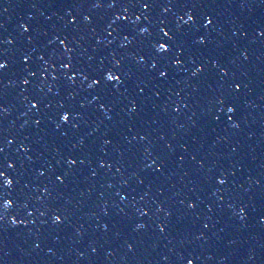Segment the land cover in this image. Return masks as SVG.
Segmentation results:
<instances>
[{"label":"water","instance_id":"1","mask_svg":"<svg viewBox=\"0 0 264 264\" xmlns=\"http://www.w3.org/2000/svg\"><path fill=\"white\" fill-rule=\"evenodd\" d=\"M93 2L0 0V59L9 64L0 72V107L8 109L0 114V163L15 165L4 166L14 181L7 196L14 206L0 223V264H185L181 256L197 257L194 264H264V0H181L203 5L195 16L200 31L193 33L207 36L208 44L189 39L187 69H173L168 81L139 70L138 47L121 48L122 32L155 30L160 21L183 25L185 10L96 9ZM68 11L79 15V31L66 26ZM204 14L216 21L210 33L200 27ZM117 15L129 19L109 28ZM84 16L93 23H84ZM21 24H30V32ZM70 33L81 38L72 53L75 63L98 67L103 59L110 67L115 53L132 73L123 95L107 101L112 120L82 78L74 86L66 79L63 46L52 41ZM193 57L206 65L198 77L191 75ZM208 61H219L229 76L221 77ZM234 83L243 90L234 94ZM34 97L44 100L39 111L30 107ZM218 97L234 103L237 112L220 111ZM134 99L137 112L129 114ZM61 104L83 119L57 129ZM37 119L43 123L37 125ZM69 157L82 163L70 169ZM101 162L112 167L101 168ZM162 164L164 171L157 172ZM62 173H70L64 184L57 179ZM221 176L227 180L223 186ZM192 202L195 209L188 207ZM50 208L64 211L63 224L53 223ZM141 223L147 227L137 231Z\"/></svg>","mask_w":264,"mask_h":264},{"label":"snow or ice","instance_id":"2","mask_svg":"<svg viewBox=\"0 0 264 264\" xmlns=\"http://www.w3.org/2000/svg\"><path fill=\"white\" fill-rule=\"evenodd\" d=\"M78 5H72V7H77ZM107 6L109 9H116L117 7L123 8L124 11H128L132 8H140L142 12H149L152 9L156 8H163L165 12H168L173 7H179L185 10V14L187 15V19L185 20L183 16L180 17L181 20H183V25H177L176 27H168L167 23L165 21H160L159 25H153V29L150 30L149 27H143L139 30L132 29L131 32L128 34H123V39L126 41V43L121 44V48H127L130 44H136L138 47V53H140V57L137 60V64L139 66L140 71H146L150 74L151 79L153 80H162V81H168L173 69H187V64L185 63L184 56H185V49L189 46L188 41L191 39L193 45L198 46H206L208 44V37L204 35L196 36L193 33V29H195V32H199V28H195V25L198 23L197 19H195L196 16V8L197 7H203V5H196V4H188V3H182L181 0H166V3H161L160 0H110V2L105 5L104 0H94L92 3V7L96 9H101ZM67 16L69 17V22L67 23V27L72 28L75 26V30L79 31V24L80 19L79 15L77 13H74L73 11H68ZM29 19H34V17H29ZM129 19L128 16H116V19L113 20L110 24H108V27L111 28L112 24H115L118 20H124L127 21ZM140 17H137V20H139ZM83 21L86 24H92L93 21L91 17L84 16ZM200 27L207 30L209 33L215 26V18L204 14L203 21H199ZM163 25V26H161ZM184 25L189 26V30H184ZM20 27L23 29L24 33H28L31 30L30 24H21ZM93 32H96V28H92ZM135 32V35H132V33ZM109 36L112 35L111 32L108 33ZM131 36V38H130ZM260 36L264 37V30L260 31ZM80 39L75 35H72L71 33L68 35H65L63 38L57 36L55 41H52V43H56V41H59L60 45L63 46L64 55L67 58L68 63L64 64L63 67L67 68L69 71V75L66 77V79L70 82V86H74L77 83L78 77L82 78V80L87 84V88L85 90H93L95 92V100L98 101H104L99 105V108L101 111H104L105 116L108 120H112L113 117L111 115H108V112L110 111L109 105L107 101L111 100L113 97L119 95H123L121 92V88L126 86V83L128 81L132 80V73L130 70H126L124 61L122 59H117L115 53H113V60L109 61L111 66L109 67L107 64H105L104 60H100L98 67H83L79 64L74 62V56L72 53L76 52V47L74 45H79ZM3 43H12L11 40H5ZM103 43L102 40H97V44ZM109 45L114 43V41L109 40ZM99 51V49H96ZM6 55V54H5ZM136 54H133V58H135ZM244 59L248 60L249 55L247 52H244L243 54ZM40 60H44V56L39 57ZM30 60V57L23 60V63L27 64ZM189 63L194 65V68L191 71V75L193 77H198L202 73L205 72L206 65L203 61L200 62V64H197L196 59L190 58ZM208 63H211L212 66L219 70V75L221 77H228L229 76V70L224 67L221 68L219 61H208ZM9 67V64L6 60L0 59V72H3L7 70ZM35 72H32L31 75L35 76ZM45 79L47 77L45 76ZM54 80L59 79V77L54 76ZM29 81L27 79L24 80V84L27 85ZM137 87H140L137 85ZM243 90V85L240 83H234L232 85V91L234 94L239 93ZM51 91V89H49ZM145 91L144 88H140V94H143ZM59 95V93H57ZM155 95L158 97L160 95L159 92H156ZM35 102L29 101L30 107L32 109H35L36 111L40 110V105L44 103V100L41 98H33ZM219 105L222 107L220 108V111H224L225 108L229 114L234 115L237 112V107L233 103L229 105L228 99L226 97L224 98H217L216 101ZM183 103V101H181ZM139 101L138 100H132L131 101V108L129 110V114L136 113L137 107H138ZM187 105H185L186 107ZM47 107H51V105H47ZM61 108H64L65 110L61 113H59V122L57 123V129L63 127L64 125H70L72 120L75 119H83V116L79 114H74V112L68 108H66L65 105L61 104ZM81 107H84V105H81ZM8 109L6 107H0V114L6 113ZM174 111L176 113L181 112L180 106H175ZM215 119L219 121L220 117L216 116ZM232 119V116H230V120ZM37 125H40L43 123L42 119H37L35 121ZM75 127H79V125H75ZM232 127L233 128H240V124L235 122V120H232ZM147 137H142V139H146ZM110 143V141H107ZM83 143V141H81ZM169 148H171V145H169ZM4 149L0 148V152H3ZM24 151L27 152L29 149L27 147L24 148ZM195 159V157H193ZM82 161H78L75 158H67V164L68 167L71 169L74 166L77 165V163ZM155 164L156 161H153ZM6 165L7 168H14V164H8L7 161H3L0 163V178H2V183H0V204H2L3 211L0 212V223H2L6 219L5 213L14 206L13 201L8 200L7 196L10 195L8 192V189H12L14 185V181L9 179L6 170L4 166ZM101 168H111L112 165L107 164L105 162H101L100 164ZM149 168L152 167V165L148 166ZM203 167V165H201ZM157 172H163L164 171V165L162 164L161 167L155 169ZM39 175L43 176L45 175L44 172H40ZM70 175V173H62L60 176L57 177L60 184H64L66 178ZM143 183V181H141ZM219 185H225L227 183L226 178L221 176V178L218 179ZM45 194H48L47 188L44 189ZM117 196H120L121 194L119 192L116 193ZM122 199H127V197H122ZM24 209L27 208V205L22 206ZM188 207L190 209H195L197 207L195 202L189 203ZM49 211L52 214V220L53 223L60 225L63 224L65 219L67 217L64 215V211L61 209H49ZM29 215H32L31 212L28 213ZM107 214V213H105ZM141 216H148V213L140 210ZM171 215V213H169ZM241 219H244V210H241L240 213ZM13 225H16L17 221L14 219L11 222ZM24 222L21 220L20 224H23ZM147 225L144 223H141L137 226V231L140 229L146 228ZM207 227V225H205ZM107 231V227L105 228ZM159 231L161 233H164L166 231V226H161L159 228ZM202 238V237H198ZM39 247V245H37ZM132 245H129V250L132 249ZM181 261H184L185 264H194L195 260L198 259L197 257H189V256H181L179 257Z\"/></svg>","mask_w":264,"mask_h":264}]
</instances>
